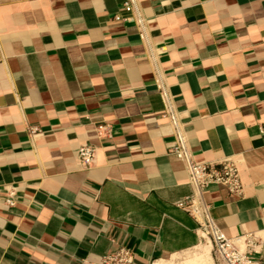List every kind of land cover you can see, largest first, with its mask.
<instances>
[{
	"label": "crops",
	"instance_id": "1",
	"mask_svg": "<svg viewBox=\"0 0 264 264\" xmlns=\"http://www.w3.org/2000/svg\"><path fill=\"white\" fill-rule=\"evenodd\" d=\"M137 2L155 62L123 0H0V264H88L120 245L133 264H224L178 205L193 187L156 67L194 159L237 165L241 194L212 183L200 198L262 264L264 0Z\"/></svg>",
	"mask_w": 264,
	"mask_h": 264
},
{
	"label": "built area",
	"instance_id": "2",
	"mask_svg": "<svg viewBox=\"0 0 264 264\" xmlns=\"http://www.w3.org/2000/svg\"><path fill=\"white\" fill-rule=\"evenodd\" d=\"M122 8L134 13L140 37L147 43L150 56L155 62L157 48L149 42L146 19L140 11L137 0H123ZM115 18L127 20V17L121 14H116ZM155 82L164 103L162 116L168 119L174 131L175 144L169 153L185 162L189 182L193 187V194L180 201L178 205L189 211L195 218L204 236L212 238L215 251L224 264H257L247 249L251 245L250 237L248 235L227 236L215 223L209 205L200 198L212 183L223 184L231 193L241 194L243 185L237 165L230 159H223L219 162H198L194 159L180 113L174 103V97L162 72L157 67ZM31 130L35 131V128ZM79 155L81 161L89 166L95 155V147L83 145L79 149ZM8 202H14L12 197L8 199ZM133 258L132 250L120 245L113 251L100 255L97 260L87 262L88 264H133Z\"/></svg>",
	"mask_w": 264,
	"mask_h": 264
},
{
	"label": "water",
	"instance_id": "3",
	"mask_svg": "<svg viewBox=\"0 0 264 264\" xmlns=\"http://www.w3.org/2000/svg\"><path fill=\"white\" fill-rule=\"evenodd\" d=\"M262 264H264V254H263V260H262Z\"/></svg>",
	"mask_w": 264,
	"mask_h": 264
}]
</instances>
